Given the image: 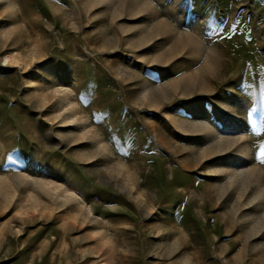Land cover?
Masks as SVG:
<instances>
[{"label":"rangeland","instance_id":"374dc122","mask_svg":"<svg viewBox=\"0 0 264 264\" xmlns=\"http://www.w3.org/2000/svg\"><path fill=\"white\" fill-rule=\"evenodd\" d=\"M0 264H264V0H0Z\"/></svg>","mask_w":264,"mask_h":264}]
</instances>
